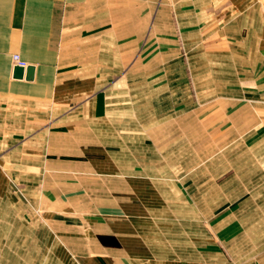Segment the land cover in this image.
<instances>
[{"label":"crops","instance_id":"crops-1","mask_svg":"<svg viewBox=\"0 0 264 264\" xmlns=\"http://www.w3.org/2000/svg\"><path fill=\"white\" fill-rule=\"evenodd\" d=\"M115 1L0 0V264H264L258 0Z\"/></svg>","mask_w":264,"mask_h":264},{"label":"rangeland","instance_id":"rangeland-1","mask_svg":"<svg viewBox=\"0 0 264 264\" xmlns=\"http://www.w3.org/2000/svg\"><path fill=\"white\" fill-rule=\"evenodd\" d=\"M115 1V0H114ZM126 1V0H124ZM131 1V0H128ZM116 3V4H115ZM114 3V7L116 9H114V11H119L120 9H122L121 7V0H116ZM131 4V3H129ZM124 5V9L126 6V2L123 3ZM144 6L146 8L145 13L148 14H157L159 11H168L170 14L172 13V0H145L144 1ZM256 9L258 11H261V13H263L264 15V0H258L257 4H256ZM168 21L166 20V23L163 22L162 27H167ZM151 27V25L149 26V28ZM166 32H169L168 29L166 30Z\"/></svg>","mask_w":264,"mask_h":264},{"label":"water","instance_id":"water-1","mask_svg":"<svg viewBox=\"0 0 264 264\" xmlns=\"http://www.w3.org/2000/svg\"><path fill=\"white\" fill-rule=\"evenodd\" d=\"M35 71L36 69L34 66L22 67L15 65L13 69V77L17 80L32 82L35 78Z\"/></svg>","mask_w":264,"mask_h":264},{"label":"built area","instance_id":"built-area-1","mask_svg":"<svg viewBox=\"0 0 264 264\" xmlns=\"http://www.w3.org/2000/svg\"><path fill=\"white\" fill-rule=\"evenodd\" d=\"M13 62L15 65L22 66V67H27V64L20 58L19 55H13Z\"/></svg>","mask_w":264,"mask_h":264}]
</instances>
